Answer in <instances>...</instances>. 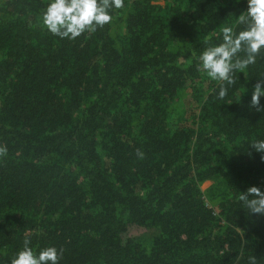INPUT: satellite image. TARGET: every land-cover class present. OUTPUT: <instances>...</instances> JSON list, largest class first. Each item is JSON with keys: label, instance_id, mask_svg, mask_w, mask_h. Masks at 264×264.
<instances>
[{"label": "trees", "instance_id": "trees-1", "mask_svg": "<svg viewBox=\"0 0 264 264\" xmlns=\"http://www.w3.org/2000/svg\"><path fill=\"white\" fill-rule=\"evenodd\" d=\"M47 2L0 1V264L25 239L59 264H264V215L239 201L264 191V54L223 99L199 62L244 0H125L74 40Z\"/></svg>", "mask_w": 264, "mask_h": 264}, {"label": "clouds", "instance_id": "clouds-1", "mask_svg": "<svg viewBox=\"0 0 264 264\" xmlns=\"http://www.w3.org/2000/svg\"><path fill=\"white\" fill-rule=\"evenodd\" d=\"M237 4L241 0H235ZM245 10L235 15L233 25L220 29L217 44L205 47L199 54L201 70L211 81H219L218 99L228 94V88L236 83L235 73L254 65L257 57L264 54V0H244ZM125 6V0H48L41 22L51 34L74 40L85 31L94 32L97 27L110 24L113 10ZM236 26H243L236 31ZM264 79L257 80L251 89L250 107L257 112L264 110ZM250 147L264 153V139L253 140ZM6 149L0 147V155ZM142 153L137 152L138 157ZM264 160V156L261 157ZM239 201L250 213L264 215V191L256 186L248 187L239 196ZM63 249L46 246L38 252L29 247L25 239L22 249L15 253L10 264H59ZM248 264H257L255 257H249Z\"/></svg>", "mask_w": 264, "mask_h": 264}, {"label": "rangeland", "instance_id": "rangeland-1", "mask_svg": "<svg viewBox=\"0 0 264 264\" xmlns=\"http://www.w3.org/2000/svg\"><path fill=\"white\" fill-rule=\"evenodd\" d=\"M1 1V0H0ZM157 4L162 5V2L158 1ZM182 97V96H181ZM185 96H183L180 100V103L185 101ZM184 99V100H183ZM182 101V102H181ZM211 185V182H205L202 186H201V190L205 191L209 186ZM133 235V237L136 240L139 241H148L150 239V237L153 235V232L150 230H136L133 233H131Z\"/></svg>", "mask_w": 264, "mask_h": 264}]
</instances>
